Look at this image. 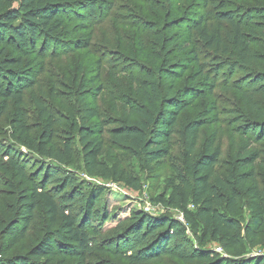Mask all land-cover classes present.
<instances>
[{
    "label": "trees",
    "instance_id": "obj_1",
    "mask_svg": "<svg viewBox=\"0 0 264 264\" xmlns=\"http://www.w3.org/2000/svg\"><path fill=\"white\" fill-rule=\"evenodd\" d=\"M86 1L90 2L91 15L98 10L97 3L103 2ZM233 1L237 0L214 3L217 8L214 20L231 29L227 44L219 34L210 31L206 16L193 13L184 17L189 29L199 34L208 47L222 51L230 58L219 57L209 64H198L195 57L193 63L199 70L190 79V85L177 93L171 85L161 95L148 85L152 81L147 76V83L141 81L138 95L145 109H135L136 125L110 132L116 143L140 154L148 164L167 158L172 138L178 134L177 118L186 107L185 102L199 97L198 92H212L215 83L210 82L211 75L216 79L220 75L231 80L240 70H249L246 79H236L231 85L256 116L253 120L238 117L241 125L232 129L241 137L242 143L229 171L224 175L217 172L221 151L212 150L215 137H211L198 152L200 129L216 120V108H212V118L192 120L180 131L186 149L185 175L180 170L178 187L167 199L160 200L164 207L180 213L184 223L167 217L155 218L145 212L136 213L130 226L133 237L114 245V254L123 257L127 264H151L163 257L189 264H264V254L245 259L246 254L241 248L246 243L253 247L264 226V190L260 187L257 171L261 169L264 178V108H260L253 98L260 95L264 103V71H254L257 66L264 68V57L253 48L255 29L264 28V25L253 23L261 16L259 9L244 10ZM76 2L0 0V120L13 106V126L18 140L39 157L53 162L32 168L18 149L0 145V174L10 178L8 187L17 196L12 214L1 228L5 245L0 249V264H51L56 260H59L58 264H65L67 259L74 260L73 264H88L89 254L98 249L97 223L106 213V207H100L104 189L88 184L84 190L73 175L61 173V167L73 169L74 151L68 141L61 146L55 142L56 119L40 98L33 97L43 121L38 138L31 137L26 112L27 93L34 94L37 76L43 73L40 69L36 75L35 70L26 65V60L40 55L36 48L40 38H43L44 50L54 42L52 38L59 33L63 16L70 10L65 9L72 7L70 13ZM79 45L78 49L81 48ZM168 66L158 69L159 72L168 71L162 78L166 80L165 84L173 82L172 74L177 72L170 71ZM198 77L202 79L196 83ZM244 82L254 85L251 95L244 88ZM90 117H94L93 113ZM98 132L95 125L92 130L82 128L80 131L84 146L83 167L87 175L108 181L115 173L102 159L106 152L96 136ZM128 181L134 182L131 178ZM133 182L130 183L136 186ZM245 197L249 199L246 207L249 220L242 226L240 219L244 205L241 200ZM38 208L46 217L42 237L28 252L9 256L36 223ZM200 231L202 236L198 237ZM189 233L198 242L215 244L225 255L214 249L193 247Z\"/></svg>",
    "mask_w": 264,
    "mask_h": 264
},
{
    "label": "rangeland",
    "instance_id": "obj_2",
    "mask_svg": "<svg viewBox=\"0 0 264 264\" xmlns=\"http://www.w3.org/2000/svg\"><path fill=\"white\" fill-rule=\"evenodd\" d=\"M70 1L78 2L70 13L72 7L65 9L70 10L63 16L62 27L52 38L54 42L44 50L43 38H40L36 45L40 55L26 60V65L34 69L36 75L43 69V73L37 76L34 94L27 93L28 125L31 137L38 138L43 129V121L33 98L36 96L56 119L55 142L60 146L65 141L72 144L74 167H61V173L73 175L84 190L88 184L104 189L100 207H106L105 218L97 223L98 249L89 254L88 264H127L123 257L114 254V247L118 246L119 241L133 237L130 226L136 213H147L146 209H149L147 214L155 218L167 217L184 223L180 213L164 207L160 200L167 199L178 187L179 171L183 170L181 174L185 175L186 149L180 131L192 120L212 118V108H216V120L200 129L198 152L203 150L211 137H215L212 150L221 151V165L217 172L224 175L229 171L242 143L241 137L233 133L232 129L241 125L238 117L253 120L256 116L231 85L236 79H246V71L249 70H240L231 80L220 75L216 79L211 75L210 82L215 83L212 92H198L201 95L191 102L186 101V107L180 111L177 118L178 134L172 138L169 157L148 164L140 154L116 143L110 133L125 126L136 125L138 119L135 109H145L138 96L141 81L147 83L146 77L150 76L152 82L148 85L151 89H157L158 93L164 95L166 88L172 85L174 93H177L179 89L189 86L190 79L198 72L199 68L193 63L195 57L198 64H209L219 57L228 59L229 56L208 47L199 34L191 31L184 17H190L193 13L206 16L210 31L219 34L224 44H227L231 29L214 20L217 12L214 3L217 0H103L102 4L97 3L99 8L92 15L89 1ZM233 4L244 10L259 9L261 16L253 23L264 25V0H237ZM255 34L253 48L264 57V28H256ZM79 43L80 49L77 48ZM165 65H169L170 71H177L172 74L173 82L168 84L162 79L168 71H158L165 68ZM254 71L262 72L264 68L257 66ZM201 79L198 77L195 82ZM243 86L251 95L254 85L244 82ZM253 98L260 104V108H264L260 95H254ZM14 113L11 106L0 120V145L18 149L32 168L52 164L18 140L13 126ZM90 113L94 117H90ZM94 125L100 131L96 136L102 141L106 152L102 159L115 173L112 180L89 176L84 171V146L80 131L82 128L92 130ZM257 171L260 187L264 190L262 170ZM130 178L134 180L130 182L136 186L128 181ZM9 183L10 178L0 174V249L5 245L1 228L11 216L17 197L14 190L8 187ZM248 200L247 197L241 200L244 205L240 219L242 226L249 220L246 211ZM189 208L193 209L191 206ZM36 214V223L9 252V256L28 252L42 237L41 230L46 217L41 208L36 210ZM201 236L200 231L198 237ZM188 239L195 248H210L225 255L215 244L198 242L190 233ZM241 248L246 254L245 259L264 254V226L253 247L246 243ZM73 261L67 259L65 264H73ZM58 263L59 260H56L51 264ZM151 264L189 263L163 257Z\"/></svg>",
    "mask_w": 264,
    "mask_h": 264
},
{
    "label": "built area",
    "instance_id": "obj_3",
    "mask_svg": "<svg viewBox=\"0 0 264 264\" xmlns=\"http://www.w3.org/2000/svg\"><path fill=\"white\" fill-rule=\"evenodd\" d=\"M146 212L149 213V209H146Z\"/></svg>",
    "mask_w": 264,
    "mask_h": 264
}]
</instances>
